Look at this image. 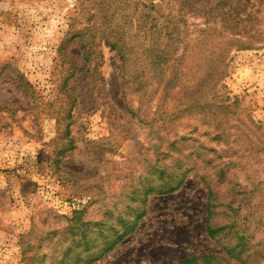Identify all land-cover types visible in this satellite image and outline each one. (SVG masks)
I'll list each match as a JSON object with an SVG mask.
<instances>
[{
  "label": "rangeland",
  "instance_id": "374dc122",
  "mask_svg": "<svg viewBox=\"0 0 264 264\" xmlns=\"http://www.w3.org/2000/svg\"><path fill=\"white\" fill-rule=\"evenodd\" d=\"M254 3L264 30V0ZM88 17L77 0H0V264H22L21 243L33 227L38 235L57 222L64 225L53 215L70 217L83 208L86 220H97L113 204L123 211L126 206L116 199L128 198L132 182L133 188L141 187L144 159L161 158L158 137L165 133L160 131L163 115L155 112L156 98L146 111L132 116L126 105L135 110L136 97L123 94V67L115 53L99 46L101 61L92 70L75 40L70 41L71 32L86 26ZM199 22L188 20L190 25ZM180 52L181 47L176 54ZM187 54V70L194 72V66L204 65L209 49L191 43ZM226 60L218 100L234 112L231 124L264 132V46L231 49ZM67 127L76 148L61 156ZM205 130L192 119L171 120L167 135L188 140L180 141L181 152L164 161L174 171L188 170L185 182L173 193L151 195L145 205L132 204L127 217L132 220L142 208L144 216L93 264H177L185 257L222 254L223 241L217 243L204 232L207 188L201 178L212 179L214 165L195 149L215 146ZM254 169L239 171L235 179L240 188L249 187V177L260 182V192L250 202L257 211L249 218L260 251L264 206L253 204L263 195L264 172L257 175ZM73 176L78 185H72ZM150 178L157 181L158 175ZM79 185L100 186L102 192L83 191ZM76 188L82 192L74 197Z\"/></svg>",
  "mask_w": 264,
  "mask_h": 264
},
{
  "label": "trees",
  "instance_id": "16d2710c",
  "mask_svg": "<svg viewBox=\"0 0 264 264\" xmlns=\"http://www.w3.org/2000/svg\"><path fill=\"white\" fill-rule=\"evenodd\" d=\"M77 2L79 11L89 17L86 26L71 32L70 41L75 40L81 59L92 70L101 61L99 46L115 53L123 67V94L136 97L135 110L126 105L132 116L142 109L146 111L152 99L156 98L155 112L163 115L160 131L165 133L158 137L160 146L157 149L160 148L161 158L144 159L146 172L141 187L133 188L135 182H132L129 187L133 191L129 189L125 196L128 198L124 202L116 199L126 206L123 211L113 204L100 219L86 220L82 208L72 212L70 217L53 215L54 220L64 222L61 227L57 222L38 235L33 227L25 236L26 241L21 243L22 264H93L100 261L134 231L144 216L142 208L140 212L135 211L134 218L130 220L127 210H132V204L139 201L145 205L151 195H165L178 190L185 182L188 170L174 171L173 164L164 161L174 153H180L178 143L188 140L167 135L169 124L175 118L192 119L199 126H204L203 134L215 145L214 148L198 145L195 150L203 151L206 161L214 165L215 180L209 176L201 178L207 188L204 232L217 243L223 241L222 254L185 257L177 264L264 262V247L257 251L259 242L249 225V218L257 211V208L250 209V202L260 182L256 176L249 177V187L240 188L235 179L239 171L244 172L248 168H255L253 173L257 175L264 172L261 160L264 132L255 126L243 130L231 124L234 112L218 100L217 92L218 85L226 77L229 50L264 46V30L259 28V9L254 0ZM190 18L200 22L190 25ZM194 32L195 37L192 38ZM191 43L209 49L204 65L193 67L197 72L187 70V50ZM180 47L181 52L176 54ZM197 126L194 131H197ZM67 129L59 150L61 156L76 148ZM152 173L158 175L157 181H150ZM78 184L79 178L73 176L72 185ZM216 184L223 189L219 190ZM79 188L83 191L96 188L102 192L100 186L83 188L79 185ZM136 189H140L141 194ZM81 192L76 188L72 195L80 196ZM258 204L264 206V192L260 201L253 205ZM244 206L248 208L242 216L240 213Z\"/></svg>",
  "mask_w": 264,
  "mask_h": 264
}]
</instances>
